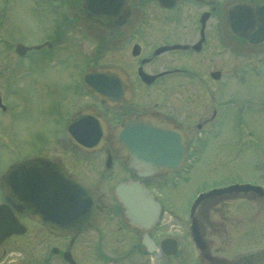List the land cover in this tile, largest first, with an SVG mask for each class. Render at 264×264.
Instances as JSON below:
<instances>
[{
  "label": "flooded vegetation",
  "instance_id": "af4514ba",
  "mask_svg": "<svg viewBox=\"0 0 264 264\" xmlns=\"http://www.w3.org/2000/svg\"><path fill=\"white\" fill-rule=\"evenodd\" d=\"M240 1L264 4V0H176L173 6L167 7L160 0H130L129 18L122 22L89 14L79 0L75 7L52 12L56 14L52 23L58 20L60 26L58 37L45 38L38 42L46 43L44 47L29 50L24 56L15 52L5 55L0 72L13 81L6 82L0 90L7 106L6 109L0 107V117H5L11 124L15 120L24 121V118L25 121H37L39 129L30 131L40 134L42 144L38 150L22 151L24 155L11 159L0 171V205L12 207L15 215L9 210L6 216L0 215V264H154L149 249L142 242L143 232L123 218V206L114 193L115 185L126 178L137 177L136 171L127 166L125 157L113 149L107 139L99 149H81L73 142L85 143L94 139L80 129L84 126L86 113L107 121L110 131L130 115L158 113L183 129L189 144L216 138L226 117L221 108L223 103L230 101L229 97L234 98V93L225 91L222 77L215 78L213 72L219 70L220 76L228 80L240 68H248V54L264 47V42L257 45L248 42L250 30L236 36L229 29L228 5ZM28 11L35 15L36 25L40 24L45 10ZM204 12H208V16L203 24L201 15ZM178 15L190 16L194 21L148 23L152 19L150 16L176 20ZM14 34L9 30L11 38L5 37L7 45L11 46L15 38L21 41L19 35ZM90 39L97 44L95 58H91ZM175 43L187 46L155 53L157 46ZM137 44L140 45L139 54L133 52ZM32 51L40 52L33 59L36 71L51 68L62 84L43 86L38 81L32 83L25 79L26 67L19 62L29 58ZM104 52L112 56L107 63L118 64L128 73L131 94L119 106L107 105L86 85L85 75L92 67L103 64L98 63V59ZM258 53L264 54V50ZM232 55L241 58L239 62L231 66L222 64ZM140 66L151 74H162L147 83L139 74ZM16 76L23 77L17 86ZM241 99H244L242 94ZM31 101H34L33 109ZM80 114L82 119L74 124L75 117ZM34 157L62 164L90 183L94 190L107 195V205L97 224L83 232L57 233L42 221L13 208L12 202L6 199L1 177L11 163ZM10 215L14 218L12 225L16 231L2 237L1 227L6 226V220H11ZM155 239L159 244L161 238ZM178 244L179 250L174 256L181 261L183 252L179 240ZM206 251L209 252L208 246ZM138 254L147 259L139 263ZM205 257L213 263L216 260L211 254Z\"/></svg>",
  "mask_w": 264,
  "mask_h": 264
},
{
  "label": "rangeland",
  "instance_id": "374dc122",
  "mask_svg": "<svg viewBox=\"0 0 264 264\" xmlns=\"http://www.w3.org/2000/svg\"><path fill=\"white\" fill-rule=\"evenodd\" d=\"M78 2L79 0H63L59 8L75 7ZM57 3L58 0H0V66L8 52L14 53L13 42L19 40L12 39L11 46L7 45L4 41L5 37L11 38L9 30L13 34L17 33L21 42L27 45L41 42L47 37H58V20L52 23L56 18L52 10ZM28 10H45L40 24L36 25L35 15ZM157 17L150 16L152 19L148 23L178 24L194 21L186 15H178L176 20L154 19ZM64 31L66 34V30ZM91 40L88 45L91 57L95 58L97 53L94 54V49L97 44ZM259 50H264V47L256 48L255 52ZM39 53L32 51L29 58L20 59L19 63L26 67L25 79L32 83L38 81L43 86L62 84L60 77L53 74V69L36 71L33 59ZM111 59L112 56L104 52L98 61L106 63ZM240 59L232 55V58L222 64L231 66ZM220 63L221 61L217 68ZM260 66L259 73L253 63L248 68H240L236 75L223 83L224 90L233 92L234 98L229 97L230 101L223 103L221 110L226 112V117L218 128L219 135L196 143L200 157L185 172L187 178L173 177L174 183H166L170 179L169 174L149 180L156 187L155 192L166 207L165 215L153 233L157 237L175 235L181 238L180 251L183 252V258L181 261L168 258L170 264H264V195L249 194L250 200L237 198L231 202L226 199L218 202L205 198L197 205L193 215L201 223L202 235L211 256L216 257L214 263L195 245L191 232L192 218L188 213L191 202L203 190L234 182L264 184V61ZM10 78L0 72V90L6 86V82L13 81ZM20 83L21 81L15 83V86ZM26 99L29 100V97ZM31 108H34V101H31ZM25 120H15L11 124L5 117H0V171L11 159L24 155L25 151L38 150L42 144L40 134L34 132L39 129L38 122ZM40 128L44 130V126ZM191 146L194 147L193 144ZM158 258V254L152 255L153 262ZM138 259L142 263L147 258L138 254ZM162 262L166 260L163 259Z\"/></svg>",
  "mask_w": 264,
  "mask_h": 264
},
{
  "label": "water",
  "instance_id": "95a60500",
  "mask_svg": "<svg viewBox=\"0 0 264 264\" xmlns=\"http://www.w3.org/2000/svg\"><path fill=\"white\" fill-rule=\"evenodd\" d=\"M173 1L175 0H161L162 4L167 6L172 5ZM84 4L91 13L111 18L123 16L125 12L128 13L129 9L128 0H84ZM227 9V23L235 34L239 35L244 31L251 30L248 36L251 43L264 41V5L236 2L230 4ZM206 17L207 14H204L203 22ZM22 49L25 47L18 46V50ZM134 52L137 53V50L135 49ZM142 76L148 79L145 72L142 73ZM215 76L218 77L219 74L217 73ZM86 78L90 88L110 103H119L128 93L125 75L117 67H101L92 71ZM89 132L93 133V129L90 128ZM99 134L98 139L101 142V131L95 133V135ZM114 137L113 145L120 150L123 156L127 157V165L135 168L141 177L165 173L178 168L186 154L184 135L163 118L147 115L131 117L125 120V126L119 128ZM95 143L99 142L95 141ZM41 163V160H28L11 166L9 170L11 175L10 191L16 196V198L13 196L15 208L35 216H41L53 230L58 231L86 230L98 222L100 212L105 204L104 198L98 197L90 185L73 177L61 166L56 165L55 174L49 175L46 170L38 168L47 165ZM48 165L50 164L48 163ZM51 180L53 181L49 182ZM252 189L263 193L261 187L251 184H232L210 190L195 200L193 210L204 197ZM115 192L123 204L124 216L127 221L132 226L145 230L143 242L150 249H154L155 243L149 236L148 230L153 228L158 221L160 202L139 179L120 182L116 186ZM45 194L51 196L50 204L40 203V199L49 197ZM42 205L47 209L44 212L45 215H42ZM191 229L197 246L205 249L207 243L203 239L196 217L192 220ZM162 245L165 250L169 247L168 253H175L177 250L176 241L173 239L164 240Z\"/></svg>",
  "mask_w": 264,
  "mask_h": 264
}]
</instances>
